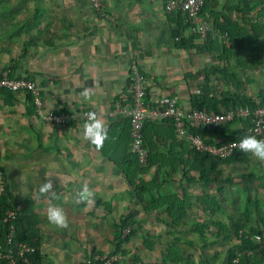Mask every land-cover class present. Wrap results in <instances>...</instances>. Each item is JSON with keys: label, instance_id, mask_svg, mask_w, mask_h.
Listing matches in <instances>:
<instances>
[{"label": "crops", "instance_id": "crops-1", "mask_svg": "<svg viewBox=\"0 0 264 264\" xmlns=\"http://www.w3.org/2000/svg\"><path fill=\"white\" fill-rule=\"evenodd\" d=\"M58 2L30 0L28 4L23 0L10 6L9 3L0 4V18H6L4 34H0V68L12 78L34 81L46 114L96 111L109 129L105 146L110 148L115 160L126 164L125 159L132 151L131 145L124 146L123 142L130 139L131 134L128 124L122 127V120L129 118L112 117L111 111L129 101V92L133 90L130 78L132 80L135 70L143 75L148 96H174L180 108L188 112L192 108L191 95L196 89H203L200 84L197 87V81L205 82L206 73L204 77L196 74L202 69L198 63L202 62L203 52L174 44L171 30L177 22L159 1L104 0L102 12L97 11L90 0H71L67 5ZM214 6L217 10L223 8ZM14 12L16 15L10 14ZM248 27L246 25L244 30L246 34L229 42L228 48L231 62L238 66L235 70L244 80L238 92L255 98L250 91L260 93L264 87L250 89L255 81L253 75L264 64L245 68L240 62L250 65L253 57H264V36L253 38ZM183 34L185 37L192 35L189 27ZM195 42L204 41L196 39ZM221 52L216 49L214 53L219 57ZM217 62L221 65L220 60ZM194 74L196 77L192 78ZM219 77L213 76L212 82H220ZM229 85L230 90L236 91ZM84 88L94 90L93 102H85L80 97ZM0 102V165L4 167L3 176L12 193L21 200L30 201L29 209L40 217L44 264H64L65 261L71 264V234L67 228L51 225L47 220V205L40 211L39 204L60 208L63 205L67 215L68 199L74 198L75 191L84 185L95 193L96 204L95 210L86 208V214L95 216L90 217L91 220L104 221H99L102 223H98L99 230L95 228L89 233L93 243L90 238L91 241L81 238L85 241V251L95 247L109 252L113 247V220L129 217L135 233L123 243L116 264H227L229 248L220 256L221 245L218 242L205 245L203 233L208 236V231L203 232L197 226L198 217L210 215V210H202L192 203L183 217L184 222L173 225L167 208L148 207L147 210L148 197L140 198L115 162L82 139L84 122L69 120L56 124L44 120L37 112L35 95L29 90L1 93ZM159 125L152 165H143L150 168L139 174L138 179L155 180L162 185L164 194L178 192L179 198L187 195L193 202L203 186L185 175L190 169L192 148L188 141L179 140L171 123ZM52 139L61 141L52 142ZM198 174L193 170L188 177L193 179ZM46 177L52 178L56 189L59 188L55 191L60 199L33 200V194L38 192ZM23 188L35 191L27 192ZM104 203L109 204L110 212L105 210L100 214L98 211L102 208L99 207ZM112 213L114 216L108 217ZM100 235L103 238L98 240ZM175 238L184 240L177 242ZM238 242L234 235L230 244L234 246Z\"/></svg>", "mask_w": 264, "mask_h": 264}, {"label": "trees", "instance_id": "trees-1", "mask_svg": "<svg viewBox=\"0 0 264 264\" xmlns=\"http://www.w3.org/2000/svg\"><path fill=\"white\" fill-rule=\"evenodd\" d=\"M215 5L222 6V10H217ZM256 11L255 16H252L253 12ZM169 14H173L174 21L176 25L171 30L172 39L176 46L184 47L186 49L195 48L197 50H206L215 54V50H222L221 55L218 60L221 61V65L211 66L210 69L206 70L205 84L201 87L203 88L201 93L194 92L191 95V109L198 110H208L214 112H221L224 109H237L239 107L256 106L253 97L248 96L244 93H239L238 91L243 87L244 80L241 74L235 70L238 66L232 64L231 53L229 51V42L234 40V38H239L243 36L246 25H248L247 31L252 33L253 38L259 36H264V0H205V5L202 9L201 14L212 21L213 31L208 34L206 41L202 43L195 42L198 39V35H191L185 37L183 30L189 27V23L186 17L181 11H166ZM246 24V25H245ZM221 34H227V38H220ZM241 66L245 68H252L257 65L264 64V57H253L251 59V64L248 65L245 61H241ZM4 74V69L0 68V77ZM220 76L219 80H223L228 84L233 85L236 91L223 90L218 96H211L210 92L215 91L217 86H212V77ZM130 89L132 90L133 81L130 78ZM1 93H13L5 90H0ZM133 90L129 92L127 102H122V104L132 103ZM30 100L31 96L29 95ZM259 98L261 104H264V89L260 90ZM151 97L148 96L146 91V102L151 101ZM67 110V109H65ZM129 118V117H128ZM122 127L129 125L131 134V119H123ZM168 122L171 123L174 134L178 135L179 140H185L189 142L192 148L190 153L192 154V160L190 162V169L185 174L187 179L198 180L204 188L210 186L211 184H219L226 182L227 178L224 175L225 167L231 165H246L251 162L252 157L250 154L242 152L240 149L234 151V153L228 157H218L212 155L210 152H200L197 151L190 140L187 137L180 136L174 126V122L171 119L162 120H147L145 121L143 134H144V146L149 152L148 164L152 165V151L155 146V136L157 135V128L160 123ZM241 123V127L238 124ZM188 124V123H187ZM251 121L248 118H235L234 120L222 124L214 128H206L204 126L191 127L189 126V132L193 134H200L206 143L220 145L231 139H242L247 136V132L251 127ZM264 134H262L259 139ZM132 136L130 139H126L123 142L124 146L131 145ZM108 146H104L101 150L104 157L112 160L115 164L122 170L126 181L128 182L131 189L140 197H148L146 209L150 208H167L169 215L172 217V224L177 225L184 222L183 217L187 214V208L191 207V204H197L202 210L214 213L215 211H221L222 213H227L223 205L214 196L203 194L194 197V201L190 202L189 197L184 195L183 198L178 197V192L175 194H164L162 190V185L158 182L145 181L141 177L138 179L139 174L146 172L150 167H144L139 161L137 155L128 154L126 164L115 160L112 156V152L109 150ZM0 170L4 173V167L0 165ZM197 171L199 174L197 177L191 179L188 177L190 171ZM240 177L245 184L249 185V182L256 178L255 172L250 171L248 173H241ZM261 188L264 189V175L262 177ZM251 190V187H247V190ZM253 201H248L247 209L253 206ZM30 201L21 200L18 198L9 186L6 184L5 192L0 195V243L7 247V242L5 239V234L7 227L9 225V213L11 211L20 209L17 211V218L14 220L16 225L17 240L24 241L32 246L36 247V251L26 254L24 257H16V264H44V257L41 251L42 246V235L43 230L39 227L40 217L34 214L30 208ZM98 206V204H97ZM258 211L259 208L257 207ZM110 207L107 208V212H110ZM175 216V217H173ZM243 217V215H242ZM114 226V237L112 239L113 247L110 250V255H116L121 253L123 243L129 241L134 235V229L132 227L133 220L129 217H121L118 220H113ZM218 224V223H217ZM231 224L233 226L232 232H224L227 227L219 230L216 239H207L204 235V244H215L219 242V238L228 240L230 235L233 234L239 239V242L234 246L229 247L226 255L227 264H263L264 263V215L261 212L257 214V220L248 224L241 220H232ZM200 230L205 231V226L198 222L197 224ZM130 227V232L123 236L124 229ZM241 231H244L241 233ZM207 232V231H206ZM215 232V231H214ZM223 232L225 234H223ZM260 237L259 240L257 237ZM177 242H181L184 239L175 238ZM102 251L97 250L95 247L91 250H86L84 253L85 261L82 264H104L103 261H96L95 256L97 254H102ZM235 260H238L235 263ZM116 262V261H115ZM113 262L112 264H116ZM0 264H9L7 261H0ZM205 264V263H201Z\"/></svg>", "mask_w": 264, "mask_h": 264}, {"label": "built area", "instance_id": "built-area-1", "mask_svg": "<svg viewBox=\"0 0 264 264\" xmlns=\"http://www.w3.org/2000/svg\"><path fill=\"white\" fill-rule=\"evenodd\" d=\"M163 4L166 11H181L189 23V33L198 35V39L206 41L208 34L213 31L212 21L201 14L205 5V0H154ZM91 5L102 12L104 7L103 0H90ZM220 37L227 38V34H221ZM133 94L132 103L121 104L117 109L111 111V116L118 118L120 115L129 117L131 119V151L136 154L139 161L143 165H147L149 161L148 149L144 146L143 128L147 120H162L171 119L174 122L177 133L180 136L187 137L192 143L193 147L200 152H210L212 155L218 157H228L239 149L241 139H231L220 145L206 143L200 134H193L189 132V126L206 128L218 127L222 124L230 122L235 118H248L251 121L247 135H256L259 138L264 134V104H261L260 98H254L256 106L239 107L237 109H229L221 112H214L208 110L190 109L184 112L180 108L178 100L171 95L157 96L146 102L145 79L141 73L136 70L132 77ZM0 90H9L11 92H18L29 90L35 95V105L37 112L44 120L50 123L61 124L70 121L85 122L86 113L89 110H81L79 112L70 111L63 114H55L44 112V104L40 98L39 89L34 81L26 78H12L8 75L0 77ZM203 90L198 88L196 93H201ZM223 91L222 87H216L215 91H211V96H218ZM2 104L0 102V108ZM188 123V124H187ZM6 181L3 173L0 170V195L5 192ZM17 210L9 213V225L5 234L7 247L0 243V261H7L9 264H16V257H24L26 254L36 251V247L31 244L18 241L16 238L15 219L17 218ZM131 228L124 229L123 236L130 232ZM244 231H241L243 233ZM259 240L261 238L257 237ZM96 261H103L104 264H112L117 260L116 255L97 254ZM92 264V261L90 262Z\"/></svg>", "mask_w": 264, "mask_h": 264}, {"label": "rangeland", "instance_id": "rangeland-1", "mask_svg": "<svg viewBox=\"0 0 264 264\" xmlns=\"http://www.w3.org/2000/svg\"><path fill=\"white\" fill-rule=\"evenodd\" d=\"M21 1H23V0H20V1L19 0H0V4L9 3V6H10L12 4H18ZM24 1H27L28 4L30 3V0H24ZM58 1H59L58 3L63 2L64 5H67V3L68 4L71 3V0H58ZM222 1L224 2L225 0H222ZM156 3H159V2L156 1ZM10 14L11 15L15 14V12L10 13ZM255 14H256V11L253 12L252 16H255ZM4 19L6 20V18H4V16H3V18L2 17L0 18V28H1L0 34L1 33L4 34V28H3ZM243 34H246V32H244ZM202 52H203L201 55L202 62L198 63V67L200 68L202 66V69L198 70L196 74H198V76L201 74L200 76L204 77L206 70L210 69L212 65L215 66L218 64V62H217L218 61V55L216 53L214 56L211 52H206V50H203ZM0 61H2V59H0ZM260 69H261L260 71H257L256 74L254 73V75H253L255 78V81L253 83H251V87H250L251 90L252 89L258 90V89L264 87V66H262ZM202 70H203V72L200 73V71H202ZM196 74H194V76L192 78L196 77ZM203 81L204 80H201L200 82L197 81L198 86H197V84H196V86L199 87V84H200V86L204 85L205 82H203ZM212 81H214V80L212 79ZM194 82H195V79H194V81H192V87H194V85H193ZM211 85L212 86H218L219 85L225 91L229 90V88H230V85L223 80H220V82L217 80L215 83L211 82ZM250 94L256 98L259 97L258 91L256 92V91L252 90V91H250ZM261 139H264V135L261 137ZM60 141H61V139H60ZM60 141L59 140L54 141L52 139V142L59 143ZM250 171L255 172L256 178H253L249 182V185H248L242 181V178L240 177V175H241V173H248ZM224 175H225V178H227L226 182L219 183V184H211L210 186H208L206 188L203 187V191H201L199 193L201 195L204 192L205 195L214 196L216 199H218V201L223 205V207L227 211V213H222L221 211H215L214 213L208 212V214H210V215L206 216V214H205V215L198 217L200 222L205 226L206 230L208 231L207 232L208 236H205V237L207 239H210V240L216 239L215 237L217 235H219V233H216V232L224 229L225 226L227 227V229L224 232L231 233L232 229H233V226L231 224V219L232 220H241V218H243L246 223L252 224L257 220L258 212H261L264 215V189L261 188L262 177L264 175V163H262V162H260L257 159L252 157L251 162L246 164V165H240L239 164V165H231V166L227 167V169H224ZM196 183H198L199 185L201 184L198 181ZM56 186H54V190H59V188L56 189ZM201 186H202V184H201ZM248 186L251 187V190L250 189L247 190ZM22 190L27 191V192L30 190V192H33V193L35 191L34 188H27V189L23 188ZM32 190H34V191H32ZM195 196H199V195H195ZM248 201H253V203H255L249 209H247ZM41 203H42V201H41ZM67 203H68V208H67V210H68L67 211L68 227L66 230H67V232H69V234H71V251H69V252H71V264H79L80 261L83 262L84 253H85V249H84V245H83V244H85V241H81V238L84 237V239L91 241L90 239H92L91 238L92 236L89 233H92L95 228H96V230H99V226H98L99 221L102 223L104 221L100 220V219H99V221H97L98 219L96 221H94V219L91 220L90 217L95 218V216L94 215L91 216L89 214H86L87 209L88 210L89 209L95 210L96 204H93V205L87 206V207L83 204L77 205L73 202L72 197H70L68 199ZM104 204L105 205H103V207H102V205L99 207V208H102V210L98 211V212H100V214L104 213V211L107 210V208H109V204H107V203H104ZM46 205L48 207V205H50V204H47V203L39 204V208H41L39 210L42 211V209ZM61 207L63 208L64 206L61 205ZM257 207L259 208V211H258ZM113 214L114 213L109 214L108 217L112 218L114 216ZM242 215H243V217H242ZM92 223H95V224H92ZM102 223H99V224H102ZM109 226H110V224H109ZM224 232H223V234H225ZM97 238H98V240H100V238H103V237L100 235ZM233 238H234L233 234L230 235V238L228 240H224V239L219 238L218 244L221 245L220 246L221 247L220 252H219L220 256L222 255V252H223V254H225V251L229 247H231L230 242L232 241ZM74 240H76V242ZM74 242H75V244H74ZM92 243H93V239H92ZM190 251L194 252L195 250L193 248H190ZM104 252L102 254H105V255L108 254L110 256V254H109L110 251L109 252L104 251ZM116 256H117V259H120V257H118L119 254H116ZM68 263H69V261H68ZM64 264H67V261H65Z\"/></svg>", "mask_w": 264, "mask_h": 264}, {"label": "clouds", "instance_id": "clouds-1", "mask_svg": "<svg viewBox=\"0 0 264 264\" xmlns=\"http://www.w3.org/2000/svg\"><path fill=\"white\" fill-rule=\"evenodd\" d=\"M79 95L85 102H93L92 98L95 92L92 88H84ZM82 129V139L93 146L96 151H101L105 142L109 140V129L104 119L96 111L86 113V121ZM239 149L264 163V139H259L256 135H247L241 139ZM42 197L51 200L60 199V194L54 190L52 178L46 177L45 182L41 184L38 192L33 194L32 199L39 201ZM94 197L95 193L87 185H84L80 190L75 191L73 202L87 207L94 204ZM46 215L48 222L56 228L68 227V217L62 208L49 205Z\"/></svg>", "mask_w": 264, "mask_h": 264}]
</instances>
